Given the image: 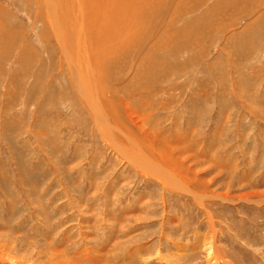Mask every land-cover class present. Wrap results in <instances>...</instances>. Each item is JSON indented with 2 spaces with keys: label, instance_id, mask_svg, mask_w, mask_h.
<instances>
[{
  "label": "rangeland",
  "instance_id": "rangeland-1",
  "mask_svg": "<svg viewBox=\"0 0 264 264\" xmlns=\"http://www.w3.org/2000/svg\"><path fill=\"white\" fill-rule=\"evenodd\" d=\"M77 6L67 38L42 0H0V264H207L209 236L216 264H264V0ZM82 47L86 103L62 61Z\"/></svg>",
  "mask_w": 264,
  "mask_h": 264
},
{
  "label": "bare ground",
  "instance_id": "bare-ground-1",
  "mask_svg": "<svg viewBox=\"0 0 264 264\" xmlns=\"http://www.w3.org/2000/svg\"><path fill=\"white\" fill-rule=\"evenodd\" d=\"M42 2L44 5V8H45V11H46L45 14L50 18H54V22H55L54 31L55 32H58L62 28L61 35L62 34L66 35L67 38H72L73 32H76V34L78 35L79 27L75 23L81 21L82 13L84 11V10H80L78 8V6H77L78 0H54V2H53V0H42ZM69 15L72 17L73 21H71L67 18ZM130 33L133 34V28H130ZM111 37H112V35H111ZM116 43L118 45V51H116V53L120 54L121 52H123V51H120V48L126 49L125 45L121 41L120 42L118 41ZM101 54H110V53H101ZM94 55H96V54L90 55L88 53L87 48L82 47L80 54L75 52V54L73 56L72 52L69 50L68 55L62 56V61L64 59L65 64H66L65 69L69 74L71 84L73 81V75L75 76L77 74L80 77V72L78 69L75 68L74 64L77 63V61H78V63L83 64L84 71L88 68H90L92 70L91 62H92V59H94ZM82 77L88 78L85 74H83ZM105 78H106V76L102 77V80ZM152 80H154V78H152ZM98 81L101 82V79H99ZM92 83L96 87H99V85L96 84V81L92 80ZM73 87L75 89V91H74L75 94L81 96L83 98L84 103H86L85 101L90 99L89 94L84 89V84L82 83L81 77L79 80H75L73 82ZM116 134H117V136L111 137V139H109V142H111L112 146H114L115 149H117L115 151H116L118 156L123 157L124 160L126 162H128V164H129V162L130 163L133 162L132 159L129 157V153L131 152L132 149H124L123 146L119 143L122 141L121 134L118 132ZM146 134H147V132H146ZM146 134L144 136H146ZM122 142H124V143L129 142L130 143V140L127 139V140H123ZM136 145L137 144L135 143L132 146L134 148L133 152L135 155L137 154V151L135 150ZM169 152H171V151H169ZM161 155H163V154H159V153L157 154V152H151L150 158L146 157V156L140 157L139 162H140L141 167L144 169V172L155 177L156 179H158L165 188H167L169 186L173 189H177V190L180 189L183 191L185 190V192L192 193V191H190V189L188 188V186L185 184L184 181L183 182H177V181L173 180L174 175L176 174L174 172V170L172 169L173 162H171L172 160H170L169 158L166 160ZM170 157H171V159L172 158L173 159H180V158L182 159V157H180L179 155L172 156V153H170ZM147 167L150 168L151 170L148 169ZM175 177H177V176H175ZM170 179L173 181L172 182L169 181ZM180 181H182V180H180ZM196 198L198 199V197H195V199ZM200 244H201L200 248H202L203 251H205L207 253V260H206L207 264H216L215 262H217V261L219 262V260H221V258H217V256H216L219 254L220 249H219V246L217 245V243L215 242V239L212 236L211 237L209 236L208 240L203 241ZM222 254H223V252H222ZM209 255H214L212 258L215 260L214 262L211 261L212 259H209ZM2 260L7 262L5 260V258L3 259V255H0V261H2Z\"/></svg>",
  "mask_w": 264,
  "mask_h": 264
}]
</instances>
